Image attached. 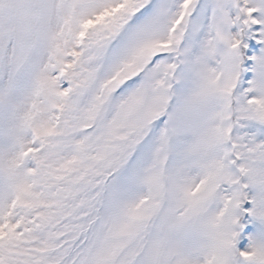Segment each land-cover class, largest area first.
<instances>
[{"label":"snow or ice","instance_id":"6c2138e0","mask_svg":"<svg viewBox=\"0 0 264 264\" xmlns=\"http://www.w3.org/2000/svg\"><path fill=\"white\" fill-rule=\"evenodd\" d=\"M0 264H264V0H0Z\"/></svg>","mask_w":264,"mask_h":264}]
</instances>
